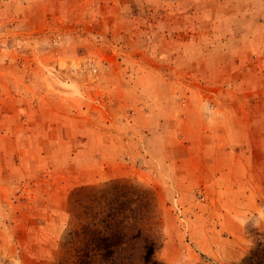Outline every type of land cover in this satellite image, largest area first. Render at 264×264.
<instances>
[{
	"label": "rangeland",
	"instance_id": "obj_1",
	"mask_svg": "<svg viewBox=\"0 0 264 264\" xmlns=\"http://www.w3.org/2000/svg\"><path fill=\"white\" fill-rule=\"evenodd\" d=\"M112 185L155 264L264 258V0H0V264H81Z\"/></svg>",
	"mask_w": 264,
	"mask_h": 264
},
{
	"label": "trees",
	"instance_id": "obj_2",
	"mask_svg": "<svg viewBox=\"0 0 264 264\" xmlns=\"http://www.w3.org/2000/svg\"><path fill=\"white\" fill-rule=\"evenodd\" d=\"M111 192L80 196L87 219L81 220L84 236L81 264H155L163 243L157 196L138 185H112ZM83 217V216H82ZM255 252L247 262L255 264ZM264 264V258L260 259Z\"/></svg>",
	"mask_w": 264,
	"mask_h": 264
}]
</instances>
